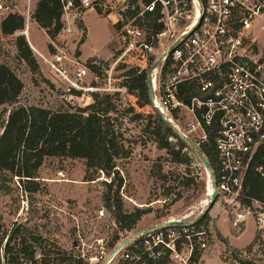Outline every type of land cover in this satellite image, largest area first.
<instances>
[{
  "label": "built area",
  "instance_id": "1",
  "mask_svg": "<svg viewBox=\"0 0 264 264\" xmlns=\"http://www.w3.org/2000/svg\"><path fill=\"white\" fill-rule=\"evenodd\" d=\"M78 2L74 5L66 1L62 15L67 17L79 9L105 16L113 27L114 49L110 63L99 59L90 62L97 72L85 63L84 71L76 72V81H69L72 87L116 93V104L128 108L135 106L128 97L136 96L123 84L125 72L134 69L143 73L146 83L148 78L151 80L153 92L146 106L161 115L183 142L191 143L208 160L210 170L202 160L201 165L210 177L209 200L216 192L214 203L224 202L237 209L243 206L254 215L257 228L263 229L264 202L242 191L253 156L264 145V53L253 35L255 19L264 14L263 0ZM260 28L264 33V18ZM62 31L70 32V28L64 27ZM38 55L66 79L65 70L61 69L62 55L53 52L52 59L39 52ZM119 70L124 71L117 73ZM86 72L92 81L101 84H89L84 89L81 84ZM205 143L214 148L211 162L200 150ZM256 170L264 176V156ZM244 198L250 204L242 203ZM103 212L99 211L100 216ZM235 215L232 226L244 220L243 213ZM160 225L141 229L139 235L114 252L121 241L109 250L105 238L97 236V254L82 257L89 264H93V259L94 264H145L134 250L139 244L143 253L153 259L161 258L168 250L166 264H197L191 259L195 244L189 236L185 235L188 240L177 244L181 233L168 226L163 230ZM204 233H194L199 249L206 246ZM183 245L186 254L181 252Z\"/></svg>",
  "mask_w": 264,
  "mask_h": 264
},
{
  "label": "rangeland",
  "instance_id": "2",
  "mask_svg": "<svg viewBox=\"0 0 264 264\" xmlns=\"http://www.w3.org/2000/svg\"><path fill=\"white\" fill-rule=\"evenodd\" d=\"M37 2L0 0L3 4L0 24L8 14L20 15L24 20L22 28L14 34H3L0 30V62L6 63L23 82L19 104L36 105L51 111H73L84 107L92 102V92L78 90L69 81H76V72L84 71L87 61L99 59L110 63L114 49L112 25L105 16L88 10L84 16L88 35L80 57L81 44L87 34L82 19L84 10L77 9L67 17L62 15V28L69 27L70 32L61 29L50 37L46 29L32 18ZM263 18L264 14L255 19L253 35L264 53V33L260 30ZM17 35H23L32 50L38 64L35 71H31L26 62L17 56ZM107 41L105 50L99 51ZM97 51L105 56L84 59L87 54ZM38 52L49 59H52L53 52L62 55L61 69L65 70L66 79L52 69ZM89 84L99 86L101 83L92 81L86 72L81 85L86 89ZM128 99L131 103L136 101L134 96ZM117 109L111 117H116L114 129L121 134L118 142L122 149L115 158V168L122 177L119 190L122 208L124 211H132L135 207L150 208V212L141 217L128 236L171 219L195 222L203 218L207 224L200 229L205 231L206 246L201 248L197 264H240L239 259L250 264H264V228H257L254 215L247 213L243 206L237 209V206L231 207L224 202L210 206L207 197L210 177L202 167L201 157L194 146L186 144L185 151L190 157L188 164L172 162L165 149L157 148L150 133L156 124L155 110L149 106L137 108V105L134 112H123L118 106ZM136 112H140L141 117H134ZM148 123L149 129L146 128ZM171 143L176 146L177 140L173 139ZM162 174L165 179L160 178ZM106 180L109 181V178L88 167L83 158L47 157L38 170L37 191L25 192L15 177L8 182L9 191L0 188L1 222L7 229L19 225L22 232L40 234L63 249L73 248L85 258L94 257L98 251L94 238L102 236L109 244L117 228L111 213L104 206L106 186L103 182ZM168 191L169 195H165ZM100 210L104 211L102 216ZM233 211L244 214V220L237 226H232L236 218ZM256 231L260 241L252 242ZM240 246L235 255L233 249ZM181 248V252L186 254V246ZM92 263H95L94 259Z\"/></svg>",
  "mask_w": 264,
  "mask_h": 264
},
{
  "label": "trees",
  "instance_id": "3",
  "mask_svg": "<svg viewBox=\"0 0 264 264\" xmlns=\"http://www.w3.org/2000/svg\"><path fill=\"white\" fill-rule=\"evenodd\" d=\"M66 1H71L74 5L79 3L78 0H38L36 4L32 18L46 29L50 37L55 36L63 27L61 16ZM23 22L20 15L8 14L1 21L0 30L3 34H14L22 28ZM16 45L19 52L17 56L26 62L31 71H35L38 64L23 35L16 36ZM91 61L93 60L87 61L86 65L91 66ZM91 67L97 72L95 66ZM125 73L127 78L123 84L136 96L135 105L137 108L146 106L149 98L144 74L137 73L134 69H128ZM22 89L23 82L17 74L6 63L0 62V188L9 191L8 182L15 177L22 190L33 193L39 188L38 170L45 158L65 156L85 159L88 167L109 178V181L103 182L106 186L103 199L104 206L111 213L117 226L107 245L109 250L113 249L118 242L129 237L128 233L141 217L150 212L149 207H135L132 211H124L122 208L119 195L122 177L115 168V158L122 149L118 142L121 134L114 129L116 117H111L112 113L118 111L116 93L92 92V102L84 107H78L73 111L65 109L51 111L36 105L19 104ZM119 108L123 112L136 110L135 106ZM134 117H141V113H134ZM155 122L150 133L157 148L165 149L170 161L188 164L190 157L183 150L187 147L186 143L158 113ZM146 128L149 129V123ZM173 139L177 140L176 146L171 143ZM200 150L210 162L214 160L212 144H202ZM263 156L264 145L253 156L242 183V191L245 195L264 202V176L256 170ZM160 178L166 177L162 174ZM164 194L169 195V191ZM242 203L250 204L245 198ZM1 219L0 216V264H89L73 248L66 250L40 234L22 232L19 225L7 229ZM206 224L203 218H200L188 226H168L181 233V239L177 240V244L188 240L185 235H188L195 244L191 255L195 263L202 249L198 248L194 233L202 231L200 226ZM182 230H186V233L181 232ZM257 240L260 241L258 231L254 234L252 242ZM138 241L139 239L135 243ZM130 248L133 249L134 246ZM134 250L141 255V261L145 264H164L168 259V250L164 256L156 259L143 253V247L139 244ZM238 250L233 249L235 255ZM239 263L250 264L242 259H239Z\"/></svg>",
  "mask_w": 264,
  "mask_h": 264
},
{
  "label": "water",
  "instance_id": "4",
  "mask_svg": "<svg viewBox=\"0 0 264 264\" xmlns=\"http://www.w3.org/2000/svg\"><path fill=\"white\" fill-rule=\"evenodd\" d=\"M147 87H148V97L149 99H151L153 97V92H152V85H151V80L148 78L147 79ZM161 116V115H160ZM162 118V116H161ZM201 155V160L203 165L210 170V165L208 163V160L201 154V152H199ZM216 200V192H213L211 194V200H210V206H212L214 204ZM193 222L190 221H181L178 219H173V220H169L167 225L165 224H161L160 226H188L190 224H192ZM141 233V230L136 231L135 233H133V235L127 237L126 239H124L119 245H117L112 252L116 251L117 249H119L120 247H122L123 245H125L127 242L131 241L132 237L137 236Z\"/></svg>",
  "mask_w": 264,
  "mask_h": 264
},
{
  "label": "crops",
  "instance_id": "5",
  "mask_svg": "<svg viewBox=\"0 0 264 264\" xmlns=\"http://www.w3.org/2000/svg\"><path fill=\"white\" fill-rule=\"evenodd\" d=\"M86 12L87 11H85L84 13H83V16H82V19H83V22L85 23V25H86V27H87V34H86V38H85V40L83 41V43L81 44V55H80V57H82V47H83V45L85 44V42H86V39H87V35H88V25L86 24V22L84 21V16H85V14H86ZM111 28H112V33H113V27L111 26ZM109 43V41H107V42H105V44L103 45V47L99 50V51H101L102 52V50H105V47H106V45ZM96 56H105V54L104 53H100V52H96V53H93V54H87L85 57H84V59L86 60V59H88L89 57H96ZM218 224V223H217ZM256 228V227H255ZM243 230H244V228H243ZM243 230L241 231V233L243 232ZM241 233H239V235L241 234ZM263 240H264V231H263ZM242 246H240V247H236V248H241Z\"/></svg>",
  "mask_w": 264,
  "mask_h": 264
},
{
  "label": "bare ground",
  "instance_id": "6",
  "mask_svg": "<svg viewBox=\"0 0 264 264\" xmlns=\"http://www.w3.org/2000/svg\"><path fill=\"white\" fill-rule=\"evenodd\" d=\"M211 190V184H210V180L207 183V191L209 192Z\"/></svg>",
  "mask_w": 264,
  "mask_h": 264
}]
</instances>
